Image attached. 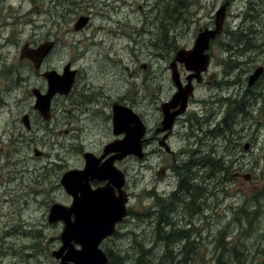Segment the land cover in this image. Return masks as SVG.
<instances>
[{"label":"rangeland","instance_id":"374dc122","mask_svg":"<svg viewBox=\"0 0 264 264\" xmlns=\"http://www.w3.org/2000/svg\"><path fill=\"white\" fill-rule=\"evenodd\" d=\"M64 1L35 0L33 3L31 0H0V55L6 52L2 55L5 59L3 63L7 61L11 64L17 63V66L22 65L18 57L19 51L16 56V48L20 49L27 40H37L40 43L48 34L58 35L62 42L56 51L44 59L41 71L54 69L61 72L66 62H71L70 67L77 70L76 85H73L67 94L56 93L52 98L55 106V109L52 108L53 118L46 123L39 121L38 117V126H34V131L26 132L20 122L22 113L18 111L26 102L29 104L32 86L37 85L41 90L46 88L45 78L41 74L37 78L31 76V66L25 63L18 73L22 86L15 88L19 94L18 99L15 101V98L8 94H3L1 99L0 95V264H55L51 251L61 244V223H49L47 213L52 202L65 203L66 195L59 183L60 176L68 165L74 167L83 164V151L101 152L106 139L116 136L121 138L122 134L112 133L108 116L111 114L113 101H128L133 110L145 118L148 127H153L158 122L161 112L159 103L170 95V83L165 77L166 73L163 74L166 67L160 59L168 55L170 59L173 57L175 51L170 50L171 46L176 45L178 49L189 45L191 40L193 42L198 33L197 27L203 28L210 24V28H213L216 9L226 0H183V4L180 0H161L160 2H165L163 4L148 0V5H144L140 0H133L129 5L119 4V7L115 2L108 0L107 7L103 6V10L110 13V18L105 16L101 20L96 16L93 19V23L100 22L105 26V34L101 36L105 41L99 43V46L91 44L92 40L87 39L81 47L77 44L69 46L73 40L63 37L61 31H58L57 26L61 22V18L57 17L59 14L66 10V21H69L66 24L68 23V28H72L71 18L76 19L82 13V10L71 11L68 8L70 2ZM249 1L251 0H230L223 32L210 42V50L213 52L210 73L216 72L218 81L222 77L218 76L216 56L224 59L238 53L236 47L240 48L237 42L242 32L247 34L253 44H257L256 62L264 64L261 57L264 43V0H257L251 15L248 13ZM141 4L142 8L139 7ZM160 5H166L167 9L164 10ZM186 5L191 6L187 15L175 17L172 6L179 9V12H184ZM209 10L210 18L206 17ZM32 16L36 17L33 28L30 24ZM143 27L146 32L142 31ZM89 30L91 29L85 28L78 32L89 36ZM9 35L14 40L18 37L19 45L5 46L4 38L8 39ZM98 38L100 39L99 36ZM164 40L167 43H164L161 51L156 43ZM223 45L227 46L226 49ZM166 51L168 55L164 53ZM4 80L0 76V91L5 86ZM147 81L149 83L146 84ZM9 85L14 87L13 84ZM212 90L213 85L210 86V91ZM203 96L210 99L206 92ZM5 100L7 103H4ZM261 104L264 109V93L261 94ZM220 109L222 112L215 113L214 117L210 118L214 130L210 129V126L206 128L207 123L200 124V117L196 119L194 114H188L190 129L194 123V131L191 133L189 124L186 123L180 127L183 129L179 131L180 137L175 143L176 149L190 147L188 154H194L190 162L193 176L186 172L181 176L199 186L193 190L196 193L193 195L195 200L192 198L195 212L192 217L189 215L191 223L183 218L184 214L180 213L178 202V199L188 200V194L174 190L173 185L169 186L170 179L163 180L160 178L163 174H156L161 168V156L152 153L149 158L144 159V156L142 159L128 155L118 160L117 166L125 175L122 189L129 193V214L118 223V235L113 236L110 241L105 239L106 241L100 243L102 248L106 246L113 250H124L129 255L128 259H131L136 251L138 253L141 247L147 248L150 249L147 256L156 264H169L167 255L171 249L172 254L177 251L178 256L182 257L184 253L179 249L186 248L188 253L184 256L183 259H186L182 264H214V246L218 232L222 231L225 240L236 239L238 236L239 240L246 244V260L242 264L254 263L257 247L264 245V110L252 113L248 111L247 116L230 106L210 104V112ZM223 112L224 122L221 120ZM208 114L209 112H202L200 116ZM15 115L14 120L22 126L25 140L9 143L6 141V128H11L9 121H12ZM247 117L248 119H245ZM225 122L228 128L225 127ZM185 128L188 132L183 134L186 132ZM231 128L235 131H230ZM239 128H245L241 135ZM20 129L18 127L16 131ZM210 130L213 131L209 135ZM77 137L81 138L82 146H77ZM188 139L189 146L186 145ZM69 142L71 144L65 146ZM34 148L41 150L43 157L35 156ZM143 148L145 154L154 149L144 146ZM208 149L210 156L225 159L222 175H216L217 172L213 169L200 165L202 161L197 158L200 150L207 153ZM16 168L17 177L8 180L7 175ZM207 183L209 195L201 200V194L204 192L202 184ZM166 189L172 192V197L176 199L167 206L179 210L180 214L175 217L179 221L176 223L178 227L175 228L189 229V239H176L168 245L169 252L165 251L164 244L156 242L158 238L154 229L158 224L157 219L147 218V212L151 208L158 210L157 199L166 198L162 196L161 191ZM197 205L200 206L196 215ZM20 214L22 218L19 217ZM22 219L32 222L34 228L24 230ZM161 226L163 230L160 235L172 229L164 224ZM128 230L136 232V235L129 237L126 234ZM135 240L138 242H134ZM27 243L33 246L24 248ZM7 246L11 247L9 253L5 251ZM178 256L175 257L176 260ZM233 262L236 263L234 257Z\"/></svg>","mask_w":264,"mask_h":264},{"label":"flooded vegetation","instance_id":"af4514ba","mask_svg":"<svg viewBox=\"0 0 264 264\" xmlns=\"http://www.w3.org/2000/svg\"><path fill=\"white\" fill-rule=\"evenodd\" d=\"M31 1L33 3L35 2V0H31ZM49 1L51 2V0H49ZM111 1L115 2V4L119 7V4L129 5L130 3H132L133 0H111ZM140 1L144 5L149 4L148 0H140ZM160 1L161 0H156L153 3H157ZM251 1L255 4H257V0H251ZM251 1H249L248 3H251ZM66 2H70L68 4V8L71 9V11H73V9L82 10V13L79 14L78 18H76V19L71 18V22L73 21L72 28H68V23L66 24V22L68 21V20L66 21V18H67L66 10L62 14H59L57 16V17L61 18V22H59V24L57 26L59 28L58 31H61V34L63 37L66 36V37H69L70 39L73 40V43H69V46L73 47L75 44H77L78 47H81V45H83L85 43L84 41L87 39L92 40L91 44L95 43V45L96 44L99 45V43L104 42L105 38L101 37V36H103L105 34V26L103 25V23H100V22L93 23V19L96 16H99L98 18L101 20H102V18H105V16L110 18V13L103 10V6L107 7V3L109 1L108 0H105V1H103V0L102 1H100V0H66ZM169 2H173V1L169 0ZM180 2L183 4L184 1L180 0ZM225 2L227 3V6H228L230 3V0H226L223 3H225ZM160 3L163 4L165 2H160ZM150 5H151V2H150ZM168 6H169V4H168ZM139 7L142 8L143 7L142 4ZM160 7L163 8L164 10L167 9L166 5H164V6L160 5ZM254 7L255 6L249 4V6H248V9L250 10V12L248 10L249 14L252 13V11L254 10ZM110 8H113V7H110ZM172 8L173 9H171V10L175 14V17L179 16L181 18V16L187 15L186 13L191 8V6L188 7L186 5V9L184 10V12H179V9H175V6H172ZM31 12H33V10ZM207 13H208V16H206V17L210 18V10H209V12L207 11ZM247 18H249V17L247 16ZM79 19H81L80 25H78ZM35 20H36V17L32 16V19L30 20L31 21L30 24H31L32 28L34 26L33 22ZM75 25H76V27H75ZM85 28L91 29V30L87 31L88 34L90 33L89 36L88 35L85 36L82 32H80V33L78 32V31L84 30ZM205 29H208L210 31V24H208L207 26H205L203 28L197 27L198 32L205 30ZM144 30H145V27L142 28V31H144ZM70 31H73L74 33H78V34L76 35L74 33H70ZM165 31L168 32L169 30H165ZM145 32H146V30H145ZM222 32H223V29H222ZM10 35H11V33H10ZM10 35H9L8 39H7V37L4 38L5 46H10V44H12L13 46L16 47L17 44L19 45L18 37L15 38V40H14L13 38H11ZM98 36L100 37V39L98 38ZM196 36H197V34H196ZM246 37L247 36H245V38ZM43 41H51L52 42V47H51L47 57L51 53L56 51V49L60 45L59 43L62 42V40L58 38V35L55 36V35H48V34L41 42H43ZM133 42L136 43L135 40ZM247 42H249V41L243 42L242 46H240V48L242 50L237 54L238 58H236V59H239V57H241V59H243V60L234 59L233 55H235V54H232L231 57L229 56L230 58L226 57L224 59L218 58L216 56L218 69H219L218 76L222 77L220 81L216 80L217 79L216 72L210 73V70L212 68V62H213V54H212L213 52H211L212 50H210L212 43L210 45V40H209L207 49L204 50V54H206L207 58H208L207 66H206V69L204 71H201L199 73L198 77L191 76L192 73L194 74V71L193 70H187V68L184 66V63L177 62L176 70L179 74L180 87H184L185 85L190 84L191 93L188 95L187 102H186V109H185L184 113L182 112L174 118L173 123L169 129H164V130L160 129L162 127V124H161V120L163 117L162 112H160L159 120L153 127H148V124H147V121L145 120V118L137 112V114L140 116V118L142 119V121L145 125V134L142 138V145L144 147H154V149L149 150L146 154L144 152L142 159L144 158V156H145L144 159L149 158V156H151L152 153H154L155 155H158L159 157L161 156L160 163H162V164H161V168L159 171L163 175L160 178L163 180L170 179V182H168L169 186L173 185L174 190L180 191V192L184 191L189 195V199L187 200L188 202L190 201L189 206L188 205L187 206L180 205V208H181L180 213L184 214L183 218L189 224L191 223L189 221V215H190V217H192L193 213L195 212L193 210V205H194L193 195L196 193H194L193 190L196 188L195 187L196 184H194L190 181L184 180L181 176L184 174L183 172L188 173L191 177L193 176V169H191L192 164H190V162L192 161L194 154L193 153L188 154V152H190L189 150H191L190 147H184V149H181V148L176 149L175 143H177L179 140L178 139V137H180L179 131L181 129H183L180 127H183L186 125V123H188L189 124V130L191 133H193L194 123L192 124V127L190 129V122L191 121H189L190 118L187 117V115L191 114V113L195 115L196 119H199V117H200L201 120L198 121L200 124L201 123H207L206 128H209V126L211 127L212 124H210V118L214 117L215 113L222 112V109H220L217 112H213V111L210 112V104H218L219 103L221 105L230 106L231 108L237 109V111H240L241 114H245L247 116H248V114H247L248 111H251V113H252L253 111H256V112L261 111L262 112L264 110L262 107V104H261V94L264 93V64H259L256 62V57H255L256 54L255 53H256L257 44L256 43L253 44L252 41H250L249 43H247ZM24 43L28 44L30 47H36L39 44V42H37V40H32V41L27 40V41L23 42V45H24ZM193 44H194V41L192 42V40H191V43L189 45H184L181 48L179 47L178 49H177L176 45H173V46H171V49H170V50L175 51L173 57L170 59L169 58L170 55H168V53L166 51L164 53H166L168 56H165V57L162 56V58L160 59V62L163 63L162 65L166 67L165 69L167 72L164 71L163 74L166 73L165 77L167 78L168 82L170 83L169 84L170 95L168 98L161 100L159 105L163 102L169 101L173 96L172 95L173 92L175 93L177 90V85H175V83L171 80L170 62L173 60L177 51H179L181 49L190 50L192 48ZM62 45H63V43H62ZM262 45H263V48H262V50H263L264 49V43H262ZM22 46L20 47V49L16 48V56H17V51H19V55H20V50H21ZM99 46H101V44ZM223 47H224V49H226L227 46L223 45ZM262 50H261V57H262V59H264V50L263 51ZM4 53H6V52H2V54L0 55V76L5 79L4 80L5 86H4L3 90L0 91V95H1V99H2L3 94L12 95L16 101V99H18V97H19V94L16 92L15 88H20L22 86L21 85V77L18 78V73L20 72V69H22V66L24 67L25 63H26V65L31 66V69H32L31 76L33 75L36 78L38 75L41 74V69H35L30 60H28L26 58H20L19 56L18 57L21 59V62H22V65H20V66H17L16 65L17 63L16 64L7 63V61H5V63H3V60H5V59H3L4 57L2 58V55L4 56ZM231 60L235 61V63H234L235 68L234 69H232L229 65L231 63ZM236 61H237V63H236ZM65 64L71 65V62H66ZM257 67L261 68V73L253 82L249 83V76L254 72V70ZM41 68H42V65H41ZM52 70H54V69H52ZM76 76H77V70H76ZM146 78H148V77H146ZM163 78H164V76H163ZM75 80H76V77H75ZM75 80H74L73 85H76ZM145 83L147 84V83H149V81H147ZM9 84H13L14 87L13 88L10 87ZM7 85H9V89H8ZM73 85H72V88H73ZM211 85H213V87H214V90H212V91H210ZM33 88H38V86L34 85L31 88V94H32L33 98L32 97L29 98V102H28L29 104H27V102H26V104L24 106H22V108L25 107V109L21 108L18 111L19 113H22V116L27 115V117H28L29 127H26L24 125V123L22 122V116L20 118L21 125L26 129V132L34 131V126L35 125H36L35 127L38 126V124L36 123V120L38 119V117H39V121L41 120L42 122L49 123L48 121H50L53 118L52 108L54 107V109H55V106H53V101H51L50 117L47 120H43L40 117L39 112L33 107L34 100H35L34 95L32 93ZM38 89H40V88H38ZM202 91H204V92H202ZM205 92L209 95L210 99L205 98L203 96V94ZM258 101H260V103ZM122 102L126 103V104H123L121 102H114V101L112 102V104L113 103H120L122 105H127V103H128V101H126L125 99H122ZM4 103H7L6 100L4 101ZM239 104H242V105L240 106ZM127 106H130V103H128ZM176 108H178V107H176ZM197 108H198V110H197ZM191 109H192V111L190 112ZM88 110L91 111L90 108ZM202 112H205V113L209 112V114L207 116H200L202 114ZM108 116H109V119L111 120V114ZM223 116L224 117H222V118L224 119L225 118L224 112H223ZM14 118H16V115L13 116L12 121H9L11 128H9V129H8V127L6 128L7 131L5 134L8 137L6 141L9 143H11V142L16 143L19 140L20 141L25 140V137L22 135V129L23 128L20 125V123H16V120H14ZM245 119H248V117ZM18 127H20L21 129L16 131V129ZM225 127L228 128V124L226 122H225ZM111 128H112V122H111ZM210 129L214 130V127H211ZM244 129L245 128H239L238 131L240 132L239 133L240 135ZM213 130H210L209 135L212 133ZM230 131H235V130L231 128ZM187 132H188V130L186 129V132H184L183 134H186ZM191 133L188 134L187 136L189 137L191 135ZM230 133H231V135H233L232 132H230ZM240 135H239V137H240ZM116 138H118V136H116L114 138L110 137V138L106 139L105 144L108 143L109 141L113 140V139H116ZM189 142L190 141L188 139L186 141V145L189 146ZM70 144H71V142L66 143L65 146L70 145ZM82 145H83V143H82L81 138L77 137V146H82ZM245 148H247V147L245 146ZM91 152H93L96 157H99L103 152V147L101 149V152H95L94 150H92ZM202 152L203 151L200 150V154L197 158H199L200 156H203ZM252 152L253 151H251V153ZM169 155H170L171 161H169ZM108 156H109V154L102 157L101 162L105 158H107ZM39 157H43V154L38 156V158ZM82 158H83V156H82ZM16 161L17 160H15V162ZM82 162H83L82 165H78V166H74V167H71L70 165H68L66 170H69L71 168H78V169L82 168L84 166V160ZM176 162L181 164V165L177 164ZM114 164H115V166H117L118 161H115ZM174 164H176V165H174ZM3 166L5 167V165H3ZM16 171H17V168L14 169L13 171H10L12 173L8 174L7 177H16ZM171 180L173 182H171ZM184 181H186V182H184ZM88 183H89V186L91 189H95L97 187L104 186L107 183V181H100V180L93 178V179H89ZM1 184H2V181L0 178V185ZM202 186H203L204 191L206 193L210 192L208 189L209 183H207V185L202 184ZM63 190H64L65 195H66V200H65V203H62V204L64 205V207H69L72 204L73 197L64 187H63ZM186 190H188V191H186ZM190 190H192V191H190ZM161 191L163 193L162 196L166 197L164 199L161 198V201H164L165 206H166V210L164 211V217H166V219L168 218L167 221L161 220V223H163L164 225L167 224L168 226L170 225V227L172 228L173 225L176 226L177 225L176 223H179V221L175 217L180 215V214H179V210L170 208L167 206V204L171 203L172 201H174L176 199H174L172 197V194H171L172 192L168 191L167 189L161 190ZM191 192H192V194H191ZM114 193L117 195L116 189H114ZM173 194H174V192H173ZM77 195H79V194H77ZM127 195L129 196L128 192H127ZM179 198H182V197H179ZM181 201H182V199H178L179 204L181 203ZM187 207H190V209H187ZM151 210H152V208L149 210L151 214H156L155 210H152L153 212H151ZM127 212L129 214V210ZM66 214H68V213H66ZM196 215H197V212H196ZM68 218H69L68 219L69 221H73L74 220V214L73 213L70 214ZM176 227H178V226H176ZM117 233H118V231L116 229L114 234L111 237H107L106 239L108 241L112 240L113 239L112 237L116 236ZM59 240H60V235H59ZM104 241H106V240H104ZM75 246L79 247V245H77L76 243H75ZM58 263H59V260L55 259V264H58Z\"/></svg>","mask_w":264,"mask_h":264},{"label":"water","instance_id":"95a60500","mask_svg":"<svg viewBox=\"0 0 264 264\" xmlns=\"http://www.w3.org/2000/svg\"><path fill=\"white\" fill-rule=\"evenodd\" d=\"M227 3H223L215 12L214 28L198 32L194 45L190 50L181 49L176 52L170 62L171 80L177 85V90L169 101L160 104L162 112L161 130L169 129L174 118L185 111L188 95L191 93L190 84L180 87L179 74L176 70L177 62L184 63L187 70H193L191 76L198 77L207 66L208 58L204 54L210 42L219 35L225 19ZM81 19L78 21L80 25ZM76 27V25H75ZM52 47L51 41H43L36 47L28 44L22 46L20 58L31 61L35 69L41 67L42 61L48 55ZM261 73L257 67L249 76V83L253 82ZM47 83L44 93L38 88H33L35 97L33 107L43 119L50 117L51 99L56 93L67 94L74 83L76 69L65 64L61 73L55 70H46L41 73ZM189 78V77H188ZM178 107V108H176ZM22 122L29 127L27 115L22 116ZM112 133L122 134L121 138L113 139L106 143L99 157L93 153L85 152L84 167L82 169H70L61 179V185L72 195L73 201L69 207L60 203L52 204L47 213L48 222L62 221L60 233L61 244L51 254L59 260L58 264H107L108 256L100 248V243L114 232L115 223L121 221L127 213V194L122 186L125 175L118 169L114 162L128 155L142 158L144 155L142 138L145 134V125L130 106L120 103L111 105ZM41 152L34 151L35 155ZM109 154L102 162L101 159ZM158 175H162L159 171ZM107 181L104 186L91 189L89 179ZM114 189L118 194L114 193ZM79 194V195H77ZM68 213V214H66ZM74 214V220L69 221L70 214ZM75 243L79 248L75 247Z\"/></svg>","mask_w":264,"mask_h":264},{"label":"trees","instance_id":"16d2710c","mask_svg":"<svg viewBox=\"0 0 264 264\" xmlns=\"http://www.w3.org/2000/svg\"><path fill=\"white\" fill-rule=\"evenodd\" d=\"M249 4L255 6V3H253V2H251ZM165 32H167V31H165ZM245 36H247V34L245 32H242L240 35L241 38L237 42L238 45L242 46L243 42H245V41L250 42L251 41L248 37L245 38ZM165 38H167V36H165ZM249 42H247V43H249ZM153 43H155V42L153 41ZM164 43H167V42L164 40L161 43H159V42L156 43L159 50H161V51L163 50ZM236 49L239 52L242 50L241 48H237V47H236ZM236 49H231V50H236ZM238 53H235V55H233V57L235 56L234 59L238 58V56H237ZM229 56L231 57V55H229ZM230 57H228V58H230ZM236 60H239V59H236ZM234 63H235V61L231 60V63L229 64L232 69L235 68ZM236 63H237V61H236ZM221 120L224 122L223 118ZM219 131L217 132V134L219 133ZM202 154H203V156L199 157L200 160L202 161V163H200V165H203V166H206V167L213 169L214 172H217L216 175H222L223 171L225 170V165H224L225 159L210 156L211 155L210 149H208L207 153L205 151H203ZM16 177H13V178H16ZM210 177H211V175H210ZM10 178H12V177H7V179L11 181ZM195 187L199 188V186H197V185H195ZM186 191H188V190H186ZM190 191H192V190H190ZM194 191H195V189H194ZM1 192H2V190L0 189V193ZM208 195H209V193H206L204 191L201 194V200L203 197H206ZM188 197H189V195H188ZM157 202H158V204H157L158 210L153 209V210H155L156 214H151L150 211H148L147 212V218H148V220H152L153 218L157 219L158 224H156V229H154V231L157 234V238H158V240L156 242H158V243L160 242V243L164 244L165 245V251L169 252L168 251V245L172 244L174 241H176V239H183V238L189 239V234H188L189 229L179 228L180 229L179 230V229L175 228L177 225L176 226L173 225L172 229H169L171 231H167L165 234L160 235V233H162L161 230H163V228L161 226V224H163V223H161V220L167 221L168 218L166 219V217H164V211L166 210L165 203H163L161 201V199H157ZM189 202L187 201V199H183L181 201L180 205H183V206L188 205L189 206ZM199 206L197 205L196 212H198ZM236 209L234 211H236ZM19 217L22 218L21 214ZM21 222L24 224L23 228L26 231L30 230L31 228H34V225L32 224V222H26V221H24V219H22ZM165 226H168V225L166 224ZM169 228H171L170 225H169ZM126 234L129 237H131V236L136 235V232H134L132 230H128L126 232ZM117 235H118V233H117ZM134 242H138V241L135 240ZM189 242H192V240H189ZM188 245H190V243H188ZM32 246H33V244L27 243L24 245V248H27V247L30 248ZM29 248H27V249H29ZM9 249H11V247L7 246L5 248V251H7L9 253ZM214 249L216 251V252H214V256H213L214 264H242L243 261L246 260L244 257V254L247 251L246 250L247 247L243 241L239 240L238 236L236 239L228 238L225 240L224 235L222 234V231H219L218 236L216 238V243H215ZM103 250L106 252V254L108 256V263L107 264H156L154 262V260H152V258L147 256L148 251H150V249H147V248L141 247L140 250H138L139 252L137 253V251H136V253L133 255V257L131 259H128L129 255H128V253H125L124 250H119V249L113 250L112 248H108L106 246H103ZM179 250H181V252L184 253L183 254L184 256H186L187 255L186 253H188L186 248L184 250H182V249H179ZM5 251H3V253H6ZM256 251H257L256 252L257 258L255 259L253 264H264V245H260L259 247H257ZM171 252H172V249H171ZM171 252H169L168 253L169 255H167V259L169 260V264H182L185 262L186 258L183 259L184 256L179 257L178 256L179 253L177 251H175L174 254H172ZM238 255L241 256L243 260H241V258ZM159 256L162 257V254H160ZM176 256L179 257L177 260L175 259ZM233 257H234V261L236 263L233 262Z\"/></svg>","mask_w":264,"mask_h":264},{"label":"bare ground","instance_id":"6f19581e","mask_svg":"<svg viewBox=\"0 0 264 264\" xmlns=\"http://www.w3.org/2000/svg\"><path fill=\"white\" fill-rule=\"evenodd\" d=\"M160 209V208H159Z\"/></svg>","mask_w":264,"mask_h":264}]
</instances>
